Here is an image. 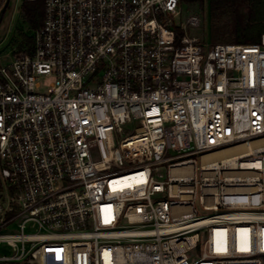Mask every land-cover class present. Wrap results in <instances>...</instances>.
<instances>
[{
	"label": "built area",
	"instance_id": "2783aa9c",
	"mask_svg": "<svg viewBox=\"0 0 264 264\" xmlns=\"http://www.w3.org/2000/svg\"><path fill=\"white\" fill-rule=\"evenodd\" d=\"M188 6L45 0L0 70V263L264 264V34Z\"/></svg>",
	"mask_w": 264,
	"mask_h": 264
},
{
	"label": "trees",
	"instance_id": "16d2710c",
	"mask_svg": "<svg viewBox=\"0 0 264 264\" xmlns=\"http://www.w3.org/2000/svg\"><path fill=\"white\" fill-rule=\"evenodd\" d=\"M186 4L207 6L212 19L211 39L215 44H258L264 34V0H185ZM45 0L24 1L21 15L32 31L43 25ZM225 24H222V23ZM29 51L33 38L29 39ZM0 264H18L3 262ZM26 264H29L28 262ZM30 264H37L33 260Z\"/></svg>",
	"mask_w": 264,
	"mask_h": 264
},
{
	"label": "rangeland",
	"instance_id": "374dc122",
	"mask_svg": "<svg viewBox=\"0 0 264 264\" xmlns=\"http://www.w3.org/2000/svg\"><path fill=\"white\" fill-rule=\"evenodd\" d=\"M5 0H0V8H2ZM23 0H11L7 12L4 16L3 22L0 26V70L7 69L16 54L24 52L29 49V39L32 37L34 31L31 30L29 25L24 21L21 15V7L23 5ZM196 14L202 20V26L200 29L191 30V35L199 37L203 42L215 44L211 39L212 32V19L208 13L207 6L202 8L197 5H192L187 7V15ZM222 24H225L224 22ZM53 81L43 79L41 82L42 91L46 90ZM139 124L135 123L133 126L128 127L126 130L129 132L138 128ZM17 232L16 230H13ZM11 252L5 245H0V256L10 255ZM44 254H46L44 252ZM47 257L40 264H47ZM26 264V263H19Z\"/></svg>",
	"mask_w": 264,
	"mask_h": 264
},
{
	"label": "water",
	"instance_id": "95a60500",
	"mask_svg": "<svg viewBox=\"0 0 264 264\" xmlns=\"http://www.w3.org/2000/svg\"><path fill=\"white\" fill-rule=\"evenodd\" d=\"M11 0H5V3L3 4L2 8L0 9V26L3 22L4 16L7 12V9L10 5Z\"/></svg>",
	"mask_w": 264,
	"mask_h": 264
},
{
	"label": "bare ground",
	"instance_id": "6f19581e",
	"mask_svg": "<svg viewBox=\"0 0 264 264\" xmlns=\"http://www.w3.org/2000/svg\"><path fill=\"white\" fill-rule=\"evenodd\" d=\"M239 153H243L244 151L247 150V147H241V148H238L236 149Z\"/></svg>",
	"mask_w": 264,
	"mask_h": 264
},
{
	"label": "flooded vegetation",
	"instance_id": "af4514ba",
	"mask_svg": "<svg viewBox=\"0 0 264 264\" xmlns=\"http://www.w3.org/2000/svg\"><path fill=\"white\" fill-rule=\"evenodd\" d=\"M1 9V8H0ZM208 13H209V11H208Z\"/></svg>",
	"mask_w": 264,
	"mask_h": 264
}]
</instances>
